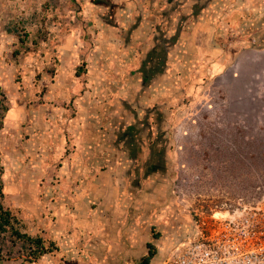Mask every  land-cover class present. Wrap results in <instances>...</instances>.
<instances>
[{
    "label": "rangeland",
    "instance_id": "obj_1",
    "mask_svg": "<svg viewBox=\"0 0 264 264\" xmlns=\"http://www.w3.org/2000/svg\"><path fill=\"white\" fill-rule=\"evenodd\" d=\"M181 1L0 0V211L49 249L27 261L5 225L0 264H141L150 248L162 264L215 211L264 197V0ZM87 103L110 141L82 161L70 123ZM85 172L126 187L114 225L100 193L78 204Z\"/></svg>",
    "mask_w": 264,
    "mask_h": 264
},
{
    "label": "built area",
    "instance_id": "obj_2",
    "mask_svg": "<svg viewBox=\"0 0 264 264\" xmlns=\"http://www.w3.org/2000/svg\"><path fill=\"white\" fill-rule=\"evenodd\" d=\"M212 225L176 242L162 264H264V197L220 208Z\"/></svg>",
    "mask_w": 264,
    "mask_h": 264
},
{
    "label": "crops",
    "instance_id": "obj_3",
    "mask_svg": "<svg viewBox=\"0 0 264 264\" xmlns=\"http://www.w3.org/2000/svg\"><path fill=\"white\" fill-rule=\"evenodd\" d=\"M143 1L144 2L141 3L140 6L142 9H145V8H147V5L145 3V0H143ZM150 1H152V3L153 2L155 3L154 7H157L161 3V1H164V0H156V1L150 0ZM176 1L177 0H175V2ZM185 1H188V0H182L181 2L184 3ZM154 7L152 9H150V12L152 13V15H153V12L155 11ZM180 8L183 9L184 5H180ZM177 10H178V8H176L174 11H177ZM149 18H151V17H149ZM144 21H148V19H144ZM142 28L140 30H142ZM136 31L137 30H134V33ZM134 36L132 35V37H134ZM132 43L134 45V40H132ZM148 45L149 46L147 48L148 49L151 48V52H150L149 56H151L152 57L151 59H153V44L152 45L148 44ZM130 47H131V45L129 43H127L125 45V48H130ZM141 57H142V54L139 56L128 55L127 61H128V63H135V62H138L139 58H141ZM138 96L139 97H138V100H136V103L139 105L140 108H142L143 105L145 107L151 106L153 104V87L151 86L149 89L146 88V89L142 90V92L140 94H138ZM121 102L124 104L123 101H121ZM86 107H87L86 108V115L87 116H86L85 120L82 121L80 119L79 120L75 119L74 121H72L73 123H70L72 133L75 132V142L77 143V148H76L77 151L75 152V154H76L77 158L79 157L82 161H86L87 158L90 157L93 154V152H95V148H93L94 147L93 143H95L97 141L99 142L98 139H101L102 144L106 143V141H107V143L110 141L107 136L100 135V133L98 135V133L96 132L97 124H95L92 121V119H90V115L92 113H94L95 110L92 108V105H90L88 103H87ZM9 125L14 126V123H9ZM98 150L99 149H97V151ZM100 151L102 152V154H104L106 152V151H104L103 147L100 149ZM95 155H98V154L96 153ZM108 157H109V153L106 152V158H108ZM84 174H85V176H84ZM82 176L85 177L84 183L82 182L83 184H81V185L72 184V187L75 189V192L78 193V198H77L78 204L80 205V200H82V198H83L82 196L84 194H87L89 192V190L94 191V193H96V192L100 193L102 203H103V208L106 209L107 212L105 215H102L100 217L98 222L100 224L106 223L107 218H109L108 219V222H109L108 226L114 225L115 222H118V219L116 216H117V213L120 211L119 207L122 206L121 200H120V198L123 196V195H121L122 189L126 188V187L122 186V185H117V187H115L114 181L112 182L109 180H108V182L103 181L100 185H96V186L93 185V187H91L92 182L89 179L91 175H89L88 173L85 172V173H83ZM85 181H86V185H85ZM110 192H112V195H109ZM115 192H118V195L114 196ZM106 193H107V195H106ZM105 195H106V197H105ZM79 196H81V197H79ZM98 196H100V195H98L96 193L95 197H98ZM86 199H88V198H86ZM111 210H112V213H110ZM95 221H96V219L93 220V223Z\"/></svg>",
    "mask_w": 264,
    "mask_h": 264
},
{
    "label": "trees",
    "instance_id": "obj_4",
    "mask_svg": "<svg viewBox=\"0 0 264 264\" xmlns=\"http://www.w3.org/2000/svg\"><path fill=\"white\" fill-rule=\"evenodd\" d=\"M13 220L14 219L11 217V214L8 211H0V230H5L6 228L4 226L8 225L9 230H11L12 233H15L19 238H25L28 242H30L31 253H29V258L26 259L27 261H30V259H36L39 255L48 252L49 249L45 248L44 241L41 237L32 238L28 235L19 233V231H17V229H15L13 226ZM153 256L154 250L150 248L148 254L143 257L141 264H149Z\"/></svg>",
    "mask_w": 264,
    "mask_h": 264
}]
</instances>
